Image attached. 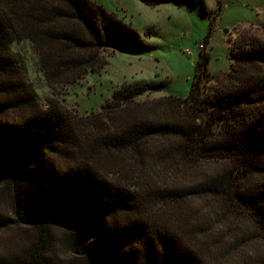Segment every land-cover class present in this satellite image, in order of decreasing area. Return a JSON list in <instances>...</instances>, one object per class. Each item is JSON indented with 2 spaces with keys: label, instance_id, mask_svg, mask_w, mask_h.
Wrapping results in <instances>:
<instances>
[{
  "label": "trees",
  "instance_id": "trees-1",
  "mask_svg": "<svg viewBox=\"0 0 264 264\" xmlns=\"http://www.w3.org/2000/svg\"><path fill=\"white\" fill-rule=\"evenodd\" d=\"M139 1L157 7L183 0ZM22 42L38 51L48 79L65 82L101 69L110 48L154 50L97 0H0V184L11 191L17 222L39 226L31 259L0 264H43L48 223L74 234L72 252L87 264H205L165 218L164 207L194 197L228 198L264 240L262 40L232 46L230 72L215 78L207 95L210 58L202 51L185 98L141 103L167 84H129L85 118L42 107L12 49ZM201 162L226 167L201 172L193 188H176L178 171ZM11 221L0 214V228Z\"/></svg>",
  "mask_w": 264,
  "mask_h": 264
},
{
  "label": "rangeland",
  "instance_id": "rangeland-1",
  "mask_svg": "<svg viewBox=\"0 0 264 264\" xmlns=\"http://www.w3.org/2000/svg\"><path fill=\"white\" fill-rule=\"evenodd\" d=\"M131 24L154 46L150 53L103 52L104 66L77 82L48 79L39 68V54L30 42L15 43L28 84L45 109L57 106L70 116L82 118L98 113L115 91L135 83L165 82L161 93L146 94L139 102H153L169 95H189L202 51L209 56L207 95L215 78L231 70V47L247 37L264 42V0H183L150 7L139 0H97ZM198 164V163H197ZM224 163L201 162L195 168L179 170L176 188H193L202 174H215ZM167 177V176H166ZM160 179V178H159ZM159 179H155L158 186ZM167 179L173 182V178ZM150 185L154 180H150ZM157 182V183H156ZM145 193L147 191L140 190ZM227 198V197H226ZM208 199V198H207ZM224 200V201H223ZM227 199L188 198L165 208V218L202 257L205 264H264V240L252 219ZM0 214L11 221L0 228V258L31 259L38 242L39 226L22 224L12 210V194L0 184ZM50 242L43 264H87L71 249L72 232L46 226ZM46 234V233H45ZM25 259V260H26Z\"/></svg>",
  "mask_w": 264,
  "mask_h": 264
}]
</instances>
